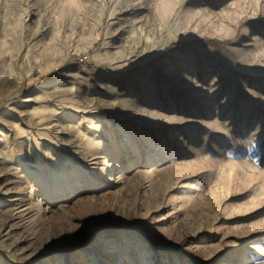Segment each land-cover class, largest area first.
Instances as JSON below:
<instances>
[{
    "label": "rangeland",
    "instance_id": "374dc122",
    "mask_svg": "<svg viewBox=\"0 0 264 264\" xmlns=\"http://www.w3.org/2000/svg\"><path fill=\"white\" fill-rule=\"evenodd\" d=\"M262 23L264 0H0V264H192L145 235L264 264Z\"/></svg>",
    "mask_w": 264,
    "mask_h": 264
},
{
    "label": "trees",
    "instance_id": "16d2710c",
    "mask_svg": "<svg viewBox=\"0 0 264 264\" xmlns=\"http://www.w3.org/2000/svg\"><path fill=\"white\" fill-rule=\"evenodd\" d=\"M261 26H264V24H260ZM258 26V25H256ZM255 26V27H256ZM207 47H211V48H215V49H223L225 47V43L217 40V39H210V38H204L200 41H193V42H179L176 44H173L169 49H168V53L171 51H175V50H179V49H191V48H207ZM156 62L153 61L147 65L141 66V67H135L133 69H130L126 72H122L119 73V75L122 76H131V75H135L137 73H139L140 71H142L143 69L150 67L152 65H154ZM49 80L48 76L43 77L42 79H39V84H43L46 83ZM220 81L221 83L226 84V79L224 77H220ZM240 96L239 98H241V95L244 96L246 99L249 98L247 95L245 94H241V92L238 93ZM255 110H257L258 112H260L263 116H264V108L259 106L258 104H255L254 106ZM260 151H261V157H260V166L264 168V137L262 140V144L260 146ZM146 239L157 249V250H163L167 253H175L178 255H181L185 258H187L192 264H201L199 259L192 253L187 252V251H183L182 247H177V248H170L168 246L162 245L160 244L158 241L152 239L151 237L146 236Z\"/></svg>",
    "mask_w": 264,
    "mask_h": 264
}]
</instances>
